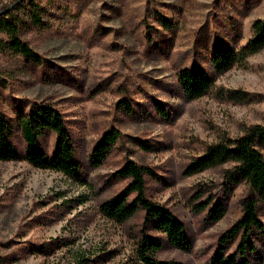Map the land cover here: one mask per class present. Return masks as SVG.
Returning <instances> with one entry per match:
<instances>
[{
	"label": "rangeland",
	"instance_id": "1",
	"mask_svg": "<svg viewBox=\"0 0 264 264\" xmlns=\"http://www.w3.org/2000/svg\"><path fill=\"white\" fill-rule=\"evenodd\" d=\"M13 0H0V7ZM36 24L17 8L21 37L41 57L29 60L0 51V112L12 120L14 142L24 153L16 118L34 102L51 103L65 116L82 165L74 179L33 166L24 155L0 160V255L4 264H136L144 211L124 223L108 219L101 205L129 179L117 176L126 162L151 168L147 194L186 224L192 249L164 247L160 259L211 264L221 236L243 214L244 181L230 182L232 164L185 173L206 146L264 125V48L219 71L217 51L239 50L264 20V0H37ZM167 24H163V20ZM184 68L204 71L212 88L189 99L178 81ZM238 92L241 99L230 98ZM128 100L131 110L124 109ZM122 136L106 161L89 158L104 132ZM55 141L52 135L47 148ZM200 195L197 199L195 196ZM226 214L212 222L209 197ZM264 222V200L259 203ZM251 264H264V233H254ZM239 237L229 242L236 248Z\"/></svg>",
	"mask_w": 264,
	"mask_h": 264
},
{
	"label": "trees",
	"instance_id": "2",
	"mask_svg": "<svg viewBox=\"0 0 264 264\" xmlns=\"http://www.w3.org/2000/svg\"><path fill=\"white\" fill-rule=\"evenodd\" d=\"M10 4L0 7L5 9ZM25 7L33 22H42L43 5L37 0H22L13 9L0 15V51L8 50L29 60L40 62L41 57L30 44L21 37V26L16 9ZM163 20V24H167ZM254 37L239 50L223 48L216 52L214 65L219 71L232 68L249 56L264 48V20L258 19L253 26ZM178 81L189 99H198L212 88L213 80L204 71L190 68L182 69ZM241 99L236 92L229 96ZM122 107L131 110V103L123 99ZM19 135L24 142L21 154L14 142L15 128L12 120L0 112V160H17L21 157L33 166L62 172L74 179L82 176V165L77 160L74 138L64 114L53 104L32 103L28 111L20 110L16 118ZM55 137L52 148L48 150L47 142ZM122 136L114 128L104 132L95 144L89 158L91 167L101 166L107 159L113 146ZM231 163L228 173L230 182L244 181L249 187V195L243 200V214L230 226L220 238L219 247L213 255L211 264H251L249 256L257 251L254 233H264V222L259 215V203L264 200V125H253L239 137H224L210 143L202 155L194 158L185 173L194 175L211 168ZM117 176L129 179L128 184L116 196L101 205V212L110 220L124 223L144 211V223L137 241L136 264H184L176 259H160L157 254L164 247V239L155 234L161 233L171 247L189 252L192 241L186 224L169 207L154 201L147 194L146 175L154 173L149 167L134 161L126 162ZM197 199L200 195L195 196ZM213 203V204H212ZM211 205L208 217L218 221L226 214L224 204L209 197L196 205V210H204ZM239 237L236 248L229 250V242ZM0 264L4 259L0 255ZM79 264H84L80 262Z\"/></svg>",
	"mask_w": 264,
	"mask_h": 264
},
{
	"label": "water",
	"instance_id": "3",
	"mask_svg": "<svg viewBox=\"0 0 264 264\" xmlns=\"http://www.w3.org/2000/svg\"><path fill=\"white\" fill-rule=\"evenodd\" d=\"M22 0H16L14 3H12L11 5H9L8 7H6L3 10H0V15L10 11L11 9H13L17 4H19Z\"/></svg>",
	"mask_w": 264,
	"mask_h": 264
}]
</instances>
